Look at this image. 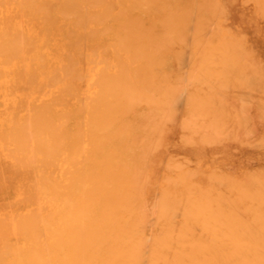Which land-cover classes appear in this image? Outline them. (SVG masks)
<instances>
[{"label":"bare ground","instance_id":"1","mask_svg":"<svg viewBox=\"0 0 264 264\" xmlns=\"http://www.w3.org/2000/svg\"><path fill=\"white\" fill-rule=\"evenodd\" d=\"M0 264H264V0H0Z\"/></svg>","mask_w":264,"mask_h":264}]
</instances>
